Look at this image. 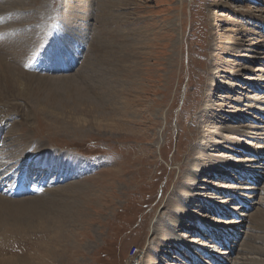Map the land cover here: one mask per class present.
Listing matches in <instances>:
<instances>
[{
  "label": "rangeland",
  "instance_id": "374dc122",
  "mask_svg": "<svg viewBox=\"0 0 264 264\" xmlns=\"http://www.w3.org/2000/svg\"><path fill=\"white\" fill-rule=\"evenodd\" d=\"M14 1L0 2V30L16 19L29 40L30 30L41 26L53 46L62 32L55 41L49 33L58 25L75 64L65 74L35 73L47 80H34L20 102L28 121L6 135L0 168L15 164L12 151L24 152L17 139L83 155L90 166L79 180L48 188L78 182L71 189L80 195L65 197L77 209L63 242L56 229L27 223L21 237L0 248V264H145L155 248L161 251L150 264H193L190 256L199 258L193 247L222 259L202 256L204 264H264V153L252 151H264V0H89L87 12L83 0H16L20 9ZM106 79L112 94L88 92L86 85L102 87ZM202 161L219 174L194 171ZM242 172L255 182L239 179ZM187 176L195 182L185 194ZM175 194L186 207L189 218L180 223L189 232L170 223L179 212L172 208ZM191 217L197 222H187ZM203 221H241L212 235L236 237H230L232 254H222L225 247L200 228ZM162 223L191 243L182 252L188 260L172 244L157 247L152 232Z\"/></svg>",
  "mask_w": 264,
  "mask_h": 264
},
{
  "label": "bare ground",
  "instance_id": "6f19581e",
  "mask_svg": "<svg viewBox=\"0 0 264 264\" xmlns=\"http://www.w3.org/2000/svg\"><path fill=\"white\" fill-rule=\"evenodd\" d=\"M2 1L3 0H0V2H2ZM8 1L9 0H7V3H8ZM10 1H12V0H10ZM111 2H113V0L110 1V4H111ZM81 3L87 12L89 5L92 2L89 0H83ZM12 4L14 6L18 7L19 9L22 7V5H20L16 0ZM27 4L33 5V3L29 2V1L27 2ZM67 4H68V6L70 5L69 2H67ZM37 5H39V4H37ZM35 7H36V5H35ZM44 7H45V5H44ZM37 10L38 11L36 12V14L39 12V9H37ZM15 21H16V19H10V22H8L9 24L7 23L8 25H6V26L4 25L2 27V29L0 30V149H1V146L4 145V140L6 139L7 134H9V136L10 135L12 136V130L15 129V127L17 125L21 124L22 122L27 124L28 119H27V117L24 116V114L22 112V105L20 104V102L22 100L26 99L25 96L28 93L29 87H31L32 84L35 82L34 80H39V81H43V80L46 81L47 80L45 78L37 79L38 77L35 76V73H31L32 75H30V73L24 71V68L26 69V67L28 66L30 61H32L35 57H37V55L39 53H42V52L44 54L43 57L50 58L49 59V61H51L50 63H53L54 59H56V58H61L62 60H64V59L66 60V62H67L66 64H63L61 62H57L56 67L54 65H51L49 68H47V69L52 70L53 72L49 71V72H45L42 74H50V73L52 74L54 72L58 73L57 71H59V73H64V71H66L67 69L69 70L71 68V66H74V64L72 65V61L71 62L69 61V57L66 54V47L64 45V42H65L64 41V31L65 30L63 28L56 27V25H55L51 29V32L49 33V39L52 38L54 41L57 39L58 30H60L62 33L58 37V39L55 41V43L53 44L54 47L51 45V48H52L50 50L51 52L47 53L46 47H45V46H47L46 45L47 44L46 42L48 40V38L46 37L47 35L43 37L44 33L38 32L39 30H42L43 27L35 26L34 28H32L30 30V34H29V40H31V41H29L26 39L25 35L22 32H20V29L16 26V25H18V23H16L17 21L16 22ZM41 35H42V38H41ZM36 38H39V39L41 38L43 42L41 44L33 43V41ZM261 42H263V41H261ZM105 64H106V62H105ZM106 65H108V64H106ZM110 70H111V68H110ZM20 77H25L30 81H28V80L23 81L20 79ZM110 77H112V76H110ZM90 79H91V77H89V80ZM56 80H57V78H56ZM61 82L62 81L57 82V84L59 85V83L61 84ZM54 83H55V81H54ZM66 83L67 82L65 81V84ZM51 84H53V78H52ZM65 84H64V86H65ZM66 85H69V84L67 83ZM86 88H87L88 92H92V93L95 92L96 90H100L104 95H108V93L112 94L114 92V90H113L114 87L111 85L110 82L107 81V79H106V82L103 84L102 87H97V86H93V85H86ZM122 93H124V91ZM255 130L257 131V129H255ZM13 132H14V130H13ZM253 134L257 135V132H255ZM221 140H222V138H221ZM15 142H17V144H19L21 148H25L24 152L20 153L18 150L12 151L10 156L15 161V164L11 165L9 168H4L5 166H2V168H0V248L10 245V243H12L15 240V238H17L19 236L21 237L22 235H19V234H21V232H19V229L27 228L26 227L27 223H28V226H31L34 228L49 226V227L56 229L53 231L59 232V234H56V235H58L57 240H59V242L61 243V242H63L61 234H62L63 230L66 232L67 231L69 232V230L71 229V227L69 225H66V224H68L70 222V220L73 219L74 214L76 213V209H77L76 208L77 204L73 205L72 203L67 202L69 200H67L65 197L72 198L73 196H75L77 194L80 195V193L77 192L78 188H77V190L71 189L72 187L77 186L78 182L69 183L67 188L71 187L70 189H63V188H61V189H58V188L57 189H48V188L45 189L43 187L44 184L42 182H39L38 184L37 183L34 184V186H33L34 193L32 195H35V196L34 197L29 196L30 198H22V197H21V199L20 198L19 199L13 198L12 192L20 184L22 176L26 175V170L28 169L27 165H26L27 161L31 163L30 165L32 168L40 167V166L41 167L42 166L51 167V168L45 169V170H49V173H48L49 175L54 174V171H53L54 168L56 169L55 173H58V170H63L65 172L63 181L65 182V181H71V180L72 181L79 180L80 178H82L81 170H86L89 168V166H90L89 161L90 160L86 159V157L83 155L76 154L74 156H70L69 154H65V153L47 151L45 144H43L41 142L34 143L33 141H31V139L28 141L29 143H28L27 147L23 146V144H21V141L19 139L15 140ZM252 151L254 152V154L256 156L262 155L264 153V151H260V149L252 150ZM197 157H199V156H197ZM199 159H201V158H199ZM215 159L222 162L223 165L226 166L227 169H231L233 171L241 170V166L236 164V163L235 164L230 163L226 159H218L216 157H215ZM241 163H243V161H241ZM9 169H11V170H9ZM198 169L204 170L205 172H207V174H211V175H215V176L219 174L217 172H220L213 167L211 169L209 167H206V164H204L203 161L201 163L193 165L194 171L198 170ZM253 169H259V168H256L254 166ZM187 174H189V173H187ZM184 178L188 181L186 182V186L183 187V189H184L183 192L185 194H188V192L191 188L190 184H191V182H195V180L190 176H187ZM173 197H174L173 202H172L173 207L172 206L171 207L178 209L179 212L177 214L172 213V215L169 217L170 223L175 222L176 223L175 225H179L178 226L179 229H181L185 232H189L188 228H186L185 225H183V223H180V220H185L186 218H189L188 215L185 214L186 207L182 204V202L180 201L178 196H176V194ZM71 206H74L75 209H70ZM75 221H73L71 224H73ZM191 221L197 222V220L192 219V217H191V219L187 220V222H189V223ZM162 222H163V220H162ZM83 224H84V222H81V227L83 226ZM237 224L240 225L241 221L231 222V223H227V224L226 223L225 224H218V223L214 224V223L203 221V224L202 225L200 224V228L205 230V232H211L208 229L212 230L213 233L212 232L208 233V234H210L209 238L210 237L212 238V235L215 232L219 233V235L220 234L223 235L227 231L233 230ZM64 226H65V228H64ZM174 231L175 230H170V228L163 223H162L161 228L155 227L153 229L152 233L159 236V238H160L159 240L161 242V243L157 244V247L165 246V245H168V243H169L170 245L171 244L173 245V246L169 247V249H171L172 251H175L176 253H179V254H182V252H183V254H185L184 251H188V249H190V247H192V245L188 241L187 242L183 241L184 240L183 238H185V237H183V235L181 237L175 236ZM44 234H45V232H44ZM156 235H154V236H156ZM213 237H214V235H213ZM231 238L235 239L236 237L231 236ZM63 239H65V238H63ZM52 240H54V239H52ZM55 246H60V245L56 244ZM196 248L198 250H201L198 247H196ZM196 248L193 247L195 252H199V255H198L199 258L198 259H201L202 256L203 257L207 256L209 259L211 258V260H215L211 254H208L202 250H201L202 252L198 251ZM50 249H49V251L51 252L52 249L51 250ZM40 250H42V248H40ZM223 250L226 251L225 253H222L223 255L224 254L229 255L230 253L232 254L234 248H232V246H229V247H225ZM160 251L161 250H156V248H155V250L149 249V251L147 252V257H146L147 261L145 264H150L154 260H156V257L160 253ZM188 252H190V250ZM59 253H61V252H59ZM162 254L166 255L167 252L161 253V255ZM190 257L191 258L189 259V257H187V256H184V255L182 256L183 259H185V258L187 260L189 259L193 264H204V263H206L205 260L199 261L198 259L196 260V258L194 259L193 257H196L194 255H192ZM36 258H38V257H36ZM6 260L4 259V261H6ZM215 261L222 263V259H220V261L219 260H215ZM31 262H32V260H31ZM20 263H22V262H20Z\"/></svg>",
  "mask_w": 264,
  "mask_h": 264
}]
</instances>
